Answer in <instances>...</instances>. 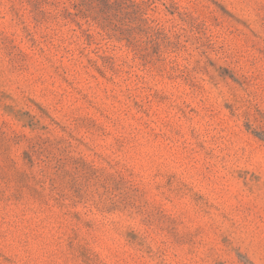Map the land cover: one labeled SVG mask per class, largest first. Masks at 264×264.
<instances>
[{
	"label": "rangeland",
	"instance_id": "rangeland-1",
	"mask_svg": "<svg viewBox=\"0 0 264 264\" xmlns=\"http://www.w3.org/2000/svg\"><path fill=\"white\" fill-rule=\"evenodd\" d=\"M0 264H264V0H0Z\"/></svg>",
	"mask_w": 264,
	"mask_h": 264
},
{
	"label": "trees",
	"instance_id": "trees-1",
	"mask_svg": "<svg viewBox=\"0 0 264 264\" xmlns=\"http://www.w3.org/2000/svg\"><path fill=\"white\" fill-rule=\"evenodd\" d=\"M80 4H76V9H78L80 6H79Z\"/></svg>",
	"mask_w": 264,
	"mask_h": 264
}]
</instances>
